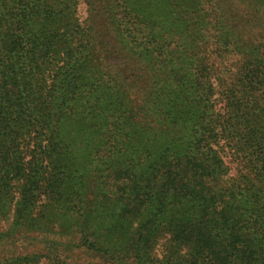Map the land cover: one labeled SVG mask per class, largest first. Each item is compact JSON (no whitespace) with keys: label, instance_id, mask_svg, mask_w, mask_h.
<instances>
[{"label":"trees","instance_id":"trees-1","mask_svg":"<svg viewBox=\"0 0 264 264\" xmlns=\"http://www.w3.org/2000/svg\"><path fill=\"white\" fill-rule=\"evenodd\" d=\"M0 264H264V0H0Z\"/></svg>","mask_w":264,"mask_h":264}]
</instances>
